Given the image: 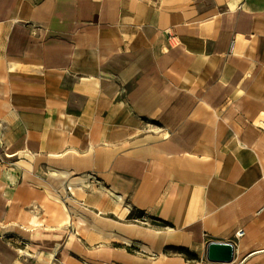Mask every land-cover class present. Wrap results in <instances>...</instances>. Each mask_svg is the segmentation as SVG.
Masks as SVG:
<instances>
[{
    "label": "crops",
    "instance_id": "crops-1",
    "mask_svg": "<svg viewBox=\"0 0 264 264\" xmlns=\"http://www.w3.org/2000/svg\"><path fill=\"white\" fill-rule=\"evenodd\" d=\"M211 242L264 264V0H0V264Z\"/></svg>",
    "mask_w": 264,
    "mask_h": 264
},
{
    "label": "water",
    "instance_id": "water-1",
    "mask_svg": "<svg viewBox=\"0 0 264 264\" xmlns=\"http://www.w3.org/2000/svg\"><path fill=\"white\" fill-rule=\"evenodd\" d=\"M234 252L230 243L211 242L207 245L206 259L210 263L230 264L234 261Z\"/></svg>",
    "mask_w": 264,
    "mask_h": 264
},
{
    "label": "built area",
    "instance_id": "built-area-1",
    "mask_svg": "<svg viewBox=\"0 0 264 264\" xmlns=\"http://www.w3.org/2000/svg\"><path fill=\"white\" fill-rule=\"evenodd\" d=\"M244 235V232L242 230H238L236 233L237 238H241Z\"/></svg>",
    "mask_w": 264,
    "mask_h": 264
},
{
    "label": "trees",
    "instance_id": "trees-1",
    "mask_svg": "<svg viewBox=\"0 0 264 264\" xmlns=\"http://www.w3.org/2000/svg\"><path fill=\"white\" fill-rule=\"evenodd\" d=\"M182 253H184L188 259H194L193 256H191V254H189L188 252L182 251Z\"/></svg>",
    "mask_w": 264,
    "mask_h": 264
}]
</instances>
